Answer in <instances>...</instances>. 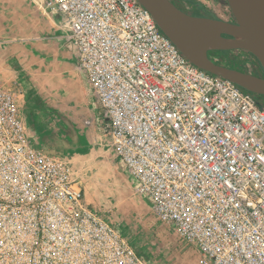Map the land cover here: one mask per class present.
Here are the masks:
<instances>
[{
    "label": "built area",
    "instance_id": "1",
    "mask_svg": "<svg viewBox=\"0 0 264 264\" xmlns=\"http://www.w3.org/2000/svg\"><path fill=\"white\" fill-rule=\"evenodd\" d=\"M43 7L64 18L111 148L160 223L198 264H264L263 97L189 61L138 0ZM19 97L0 81V264H150L32 143Z\"/></svg>",
    "mask_w": 264,
    "mask_h": 264
},
{
    "label": "rangeland",
    "instance_id": "2",
    "mask_svg": "<svg viewBox=\"0 0 264 264\" xmlns=\"http://www.w3.org/2000/svg\"><path fill=\"white\" fill-rule=\"evenodd\" d=\"M195 1L202 10L233 20L225 1ZM12 4L0 0V81L15 93L24 90L19 104L32 143L70 165L87 203L116 224L150 264H198L196 249L160 223L112 150L107 120L71 45L52 40L60 16L46 13L43 0ZM59 31L69 34L64 23ZM211 57L246 72L245 65L255 60L243 50Z\"/></svg>",
    "mask_w": 264,
    "mask_h": 264
},
{
    "label": "water",
    "instance_id": "3",
    "mask_svg": "<svg viewBox=\"0 0 264 264\" xmlns=\"http://www.w3.org/2000/svg\"><path fill=\"white\" fill-rule=\"evenodd\" d=\"M138 1L189 61L264 98V73L258 76L211 58L213 52L243 50L264 71V0H226L232 21L195 15L173 0Z\"/></svg>",
    "mask_w": 264,
    "mask_h": 264
},
{
    "label": "crops",
    "instance_id": "4",
    "mask_svg": "<svg viewBox=\"0 0 264 264\" xmlns=\"http://www.w3.org/2000/svg\"><path fill=\"white\" fill-rule=\"evenodd\" d=\"M12 1L13 0H8V3H9V6L8 7H13V4H12ZM46 0H43V2H45ZM180 8H183V10L187 11V12H190V13H193L195 14L196 10L198 7L197 5V2L195 0H173ZM222 1V0H221ZM225 1L226 3V0H223ZM27 2V0H26ZM27 5V4H26ZM44 5V4H43ZM198 11H201L203 12L202 9H198ZM47 13V12H46ZM59 17H56V20H57V23L56 24H59L58 26H60L61 28V25H63V21H64V18L59 15ZM216 18H221V17H218L217 15H214ZM223 19V18H221ZM227 21H230V20H227ZM53 27V26H52ZM59 28V29H60ZM59 29H55V27H53L52 29V32H51V36H52V40L57 43V44H61V42H64V44H66L67 47H69V44H70V39H69V34L64 36L61 34V32L59 31ZM63 33V32H62ZM14 73H17L15 71H13ZM19 75V73H17ZM25 119V118H24Z\"/></svg>",
    "mask_w": 264,
    "mask_h": 264
},
{
    "label": "flooded vegetation",
    "instance_id": "5",
    "mask_svg": "<svg viewBox=\"0 0 264 264\" xmlns=\"http://www.w3.org/2000/svg\"><path fill=\"white\" fill-rule=\"evenodd\" d=\"M196 7H198V6H196ZM198 9H199V7L197 8L196 11H198ZM200 9H202V8H200ZM208 15H209L210 17H214V18H216V17H215L214 15H212V14H208ZM260 68H261V67H260ZM260 68H259V71H258V72H259L260 74L263 75L264 71H263L262 68H261V69H260ZM253 74H254V73H253ZM262 102H263V104H264V98L262 99Z\"/></svg>",
    "mask_w": 264,
    "mask_h": 264
},
{
    "label": "trees",
    "instance_id": "6",
    "mask_svg": "<svg viewBox=\"0 0 264 264\" xmlns=\"http://www.w3.org/2000/svg\"><path fill=\"white\" fill-rule=\"evenodd\" d=\"M208 14H210V13L207 12V11H204V10H203V12H201V11H196L195 12V15H198V16H203V15H208Z\"/></svg>",
    "mask_w": 264,
    "mask_h": 264
}]
</instances>
